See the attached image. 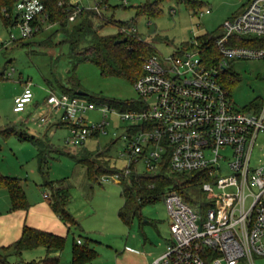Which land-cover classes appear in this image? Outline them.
I'll list each match as a JSON object with an SVG mask.
<instances>
[{
	"label": "rangeland",
	"instance_id": "rangeland-1",
	"mask_svg": "<svg viewBox=\"0 0 264 264\" xmlns=\"http://www.w3.org/2000/svg\"><path fill=\"white\" fill-rule=\"evenodd\" d=\"M72 1L78 2L81 8L91 12L99 6L102 12L96 13L97 15L105 14L117 22L135 20L132 25L136 32L133 33L145 42H150L157 54L168 57L179 52L195 37L207 33L218 34L221 25L240 14L251 0H191L200 4L196 14L184 3L166 0L161 5L162 13L150 19L136 18L135 7L155 0ZM206 10H210V13H204ZM201 12L203 14H200ZM1 18L5 21L7 17L2 14ZM68 25L71 27L72 24ZM94 25L102 35L117 36L125 29L120 23L104 26L102 19L97 18L94 19ZM101 25L104 27L101 28ZM115 25L122 27L118 31ZM11 33L15 38H20L18 28H6L0 21V74L4 77L0 79V173L19 180L25 193L27 208L11 210L8 191L0 189V215L5 216V219L0 218V227H5L8 223L7 227L14 229L18 223L22 231L23 226L27 224L65 237V248L58 253L57 264H73V245L78 240L96 252L90 264H138L150 246L144 241L141 229L148 238L156 241V247L159 244L164 246L169 239L170 221L164 201L145 205L141 209L142 222L139 223L140 219H136L129 228L118 216L123 200L121 186L115 176L103 175L99 178V183H92L86 176L85 168L76 162V159L84 156L95 162L96 167L105 166L124 172L129 162L126 155L127 142L119 136L124 133L128 123L111 114L110 125L107 127L108 135L90 137L83 145L77 147L68 146L65 142L70 136L69 128H56L53 122L43 127H38L35 123V119L47 111L43 101L50 90L60 94L62 86L70 87L73 83V88L102 97L106 101H137L138 95L133 83L119 77L103 76L99 69L89 62L75 64L70 57V44L60 33L59 25L55 23L47 22L39 34L5 47L10 41ZM227 71L229 79L235 80L229 90L237 108H248L264 100V59L233 60ZM27 83L31 84L35 96L34 105L28 107L25 112L16 113L13 110L14 100L22 94ZM84 118L86 125L102 121L98 110L87 112ZM10 128L19 133L35 135L43 142V148L40 150L46 164L45 174H42L39 168L41 163L38 160V146L20 139L13 132L8 133ZM113 132L117 135H113ZM258 143L259 147L254 150L255 156L263 152L260 151V146H264V134L259 136ZM135 170L138 174L146 173L145 162L140 160L136 163ZM63 180H66V186L69 187L68 209L81 226L80 230L70 233L44 197L50 194V190L45 186L47 181ZM191 196L196 201L202 197L196 192ZM205 212L202 211L203 216ZM0 236L5 235L0 232ZM126 246L130 248L127 249ZM46 254L44 247H38L24 251L21 255L11 254L9 262L42 264L40 261ZM246 262L264 264V257L255 255L253 262Z\"/></svg>",
	"mask_w": 264,
	"mask_h": 264
},
{
	"label": "built area",
	"instance_id": "built-area-1",
	"mask_svg": "<svg viewBox=\"0 0 264 264\" xmlns=\"http://www.w3.org/2000/svg\"><path fill=\"white\" fill-rule=\"evenodd\" d=\"M67 1L77 5L69 16L75 22L84 9ZM98 7L93 11L101 13ZM14 13L20 38L11 33L5 47L35 36L48 22L40 0H15ZM212 43L217 56L210 60L205 57L209 41L197 37L189 48L171 56L155 53L145 59L143 74L133 84L138 109L119 111L50 90L43 101L46 113L35 119L44 126L57 117L69 128L66 144L77 147L90 137L108 135L112 114L128 123L119 136L127 142L125 175L131 164L143 160L148 172L167 162L173 173L206 176L201 185L205 216L199 205H190L178 193L164 195L171 241L151 264H238L253 262L255 255L264 257V146L259 156L254 155L264 134V100L257 107L237 108L221 80L233 60L264 59V0H251L240 14L226 20ZM34 97L27 83L14 100V112H25ZM94 110L102 121L84 124V115ZM210 252L217 257L208 261Z\"/></svg>",
	"mask_w": 264,
	"mask_h": 264
},
{
	"label": "trees",
	"instance_id": "trees-1",
	"mask_svg": "<svg viewBox=\"0 0 264 264\" xmlns=\"http://www.w3.org/2000/svg\"><path fill=\"white\" fill-rule=\"evenodd\" d=\"M40 1L45 6L48 15L47 21L59 25L60 33L65 36L66 41L70 44V57L75 64L82 62L92 63L99 69L103 76L119 77L134 84L143 74L142 64L145 59L156 53L155 48L150 42H145L135 33L119 32L117 36L102 35L99 33L100 30L96 29L94 25V19L97 18L99 20L102 19L104 26L120 23L125 29H130L133 27L132 24L135 23V20L132 22H117L113 17L108 18L105 14L99 16L94 11L91 12L90 10L84 9L75 22H70L69 16L77 9L76 4H70L67 0ZM165 1L155 0L152 3L136 6V18L146 17L150 19L159 16L162 13L161 5ZM176 1L184 3L194 14L197 13L200 7V4L191 0ZM14 9L15 0H0V21L4 23L6 28L14 27L17 22ZM2 14L7 17L5 21L1 18ZM68 24H72L71 27ZM104 26L101 25L100 27L103 28ZM115 26L118 28V31L122 27L120 25ZM40 32H42V28L38 34ZM220 34L221 27L219 33L216 35L207 33L197 37V40L201 42L209 41V46L207 45L208 50L205 52V57L209 58V60L217 56V51L212 41ZM123 39H125V42L116 44V41ZM82 44L85 45L82 46ZM183 48H189V43ZM3 78V75L0 74V79ZM221 80L228 89L232 88L231 84H235V80L229 79L227 70L221 75ZM78 90L81 89L73 88V83L70 87H61V92L64 94L96 104L106 103L109 107L118 109L119 111L138 109L141 106L138 101H106L102 97L93 96L87 92L86 96H78L76 93ZM251 106L257 107L258 103H254ZM61 125L65 126V124ZM10 132L17 134L20 139L28 140L33 145L38 146L39 150L43 148V142L33 135H29L26 132L19 133L14 129L8 131V133ZM38 160L41 163L39 164L40 171L42 174H45L44 168L46 164H44L45 160L41 150L38 155ZM76 162L85 168L86 176L92 183H99V178L103 175L119 176L116 181L121 186L123 205L119 209L118 216L127 226H132L136 219H141V209L145 205L163 200L164 195L171 191L178 193L190 205H199L202 210L206 209L203 198L204 194L201 190V185L206 180V176L200 172L173 173L169 169V164L165 162L164 164H160L156 171H147L144 174H138L135 170V164H131L129 166L130 173L125 175V170L121 172L105 166L96 167L95 162H92L88 157L82 156L76 159ZM45 186L50 190V194H47V202L52 211L67 227L68 233L80 230L81 226L79 222L68 209L70 194L66 186V180L47 181ZM0 189H6L8 191L11 199V210L27 208L25 193L17 178L0 174ZM195 192L202 196L200 198L201 200L196 201V199L192 198L191 195ZM65 243L66 238L63 236L24 225L21 235L16 241L6 247H0V264H10L9 256L11 254L21 255L24 251L33 250L38 247H44L47 252L46 257L40 263L57 264L59 261L57 257L58 253L64 250ZM72 255L73 264H90L96 252L88 245L76 243L73 245ZM215 257H217V254L213 252L207 255L208 261H211Z\"/></svg>",
	"mask_w": 264,
	"mask_h": 264
},
{
	"label": "crops",
	"instance_id": "crops-1",
	"mask_svg": "<svg viewBox=\"0 0 264 264\" xmlns=\"http://www.w3.org/2000/svg\"><path fill=\"white\" fill-rule=\"evenodd\" d=\"M21 95V94H20ZM20 95H18V96H20ZM32 105H34V101H33V103L32 104H30L28 107H30V106H32ZM35 105H37V104H35ZM51 122H53V125H54V127H56V128H61V127H65L64 125L62 126L61 124H59V122L57 121V117H55L54 119H52V120H50V122L48 123V125H50L51 124ZM36 123V122H35ZM36 125H37V123H36ZM38 126V125H37ZM38 127H43V126H38ZM33 136H35V135H33ZM35 137H37V136H35ZM1 174V173H0ZM68 189H69V187H68ZM122 198V197H121ZM123 200V199H122ZM123 205V204H122ZM74 216V215H73ZM0 218L1 219H5V216H2V215H0ZM169 221H170V219H169ZM142 222V220L140 219L139 220V223H141ZM123 223V222H122ZM147 223H149V222H147ZM8 224V223H7ZM7 224H6V226L5 227H0V232H1V234L2 235H5V236H0V247H6V244H8L9 243V245L10 244H12L14 241H16L17 240V238L20 236V233L22 232L21 231V229H20V227H19V225H18V223H16V227L14 228V229H9L8 227H7ZM124 224V223H123ZM25 225H27V224H25ZM125 225V224H124ZM27 226H29V225H27ZM127 226V225H126ZM32 227V226H31ZM127 227H129V228H131L132 226H127ZM35 228V227H34ZM140 228H141V226H140ZM21 231V232H20ZM52 232V231H51ZM52 233H54V234H56L55 232H52ZM141 234H142V237H143V239H144V241H146V243L147 244H149L150 246L149 247H147V253L144 255V257H142V259H139L140 261H139V263L138 264H151L154 260H156L157 258H159L165 251H166V248H167V246H168V244L170 243V241H171V233H170V222H169V239H167L166 240V243H165V245L163 246V245H161V244H159V246H155V240L154 239H152V238H148V236L144 233V231H142V229H141ZM158 234H159V232H158ZM7 235V236H6ZM57 235H59V234H57ZM81 245V244H80ZM8 246V245H7ZM126 248L128 249V248H130V247H127L126 246ZM126 249V251H128ZM131 251H133V250H131ZM125 255H127V254H125ZM248 264V262H246V261H242V262H239L238 264ZM259 264H261V262H258Z\"/></svg>",
	"mask_w": 264,
	"mask_h": 264
},
{
	"label": "water",
	"instance_id": "water-1",
	"mask_svg": "<svg viewBox=\"0 0 264 264\" xmlns=\"http://www.w3.org/2000/svg\"><path fill=\"white\" fill-rule=\"evenodd\" d=\"M123 42H125V39L116 41V44H120V43H123ZM76 93H77L78 96H86V94H87L83 90H78Z\"/></svg>",
	"mask_w": 264,
	"mask_h": 264
}]
</instances>
